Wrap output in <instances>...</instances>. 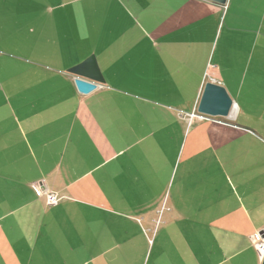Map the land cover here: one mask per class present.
<instances>
[{
  "label": "crops",
  "instance_id": "obj_1",
  "mask_svg": "<svg viewBox=\"0 0 264 264\" xmlns=\"http://www.w3.org/2000/svg\"><path fill=\"white\" fill-rule=\"evenodd\" d=\"M257 233L264 0H0V264H262Z\"/></svg>",
  "mask_w": 264,
  "mask_h": 264
},
{
  "label": "water",
  "instance_id": "obj_2",
  "mask_svg": "<svg viewBox=\"0 0 264 264\" xmlns=\"http://www.w3.org/2000/svg\"><path fill=\"white\" fill-rule=\"evenodd\" d=\"M212 1L221 4L227 2V0ZM68 72L74 76L77 89L81 93H89L97 88L99 84L105 83V77L94 54L70 67ZM234 106V100L228 93L226 87L214 80H209L205 84L197 110L199 113L205 115L230 117L233 113ZM262 264H264V256Z\"/></svg>",
  "mask_w": 264,
  "mask_h": 264
},
{
  "label": "built area",
  "instance_id": "obj_3",
  "mask_svg": "<svg viewBox=\"0 0 264 264\" xmlns=\"http://www.w3.org/2000/svg\"><path fill=\"white\" fill-rule=\"evenodd\" d=\"M59 201H60V197L56 193H53V192L47 193V203L49 205H56L58 204ZM253 241L259 253L263 257L264 256V236L262 235V233H257L256 235H254Z\"/></svg>",
  "mask_w": 264,
  "mask_h": 264
},
{
  "label": "rangeland",
  "instance_id": "obj_4",
  "mask_svg": "<svg viewBox=\"0 0 264 264\" xmlns=\"http://www.w3.org/2000/svg\"><path fill=\"white\" fill-rule=\"evenodd\" d=\"M160 98V96H158V99ZM162 102H166V99H159Z\"/></svg>",
  "mask_w": 264,
  "mask_h": 264
}]
</instances>
